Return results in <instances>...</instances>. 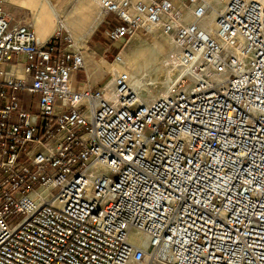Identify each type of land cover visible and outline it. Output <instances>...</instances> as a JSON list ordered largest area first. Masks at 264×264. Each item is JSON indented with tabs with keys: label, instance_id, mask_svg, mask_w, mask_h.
I'll return each instance as SVG.
<instances>
[{
	"label": "built area",
	"instance_id": "obj_1",
	"mask_svg": "<svg viewBox=\"0 0 264 264\" xmlns=\"http://www.w3.org/2000/svg\"><path fill=\"white\" fill-rule=\"evenodd\" d=\"M97 1L110 41L159 30L191 69L150 102L126 72L76 89L83 51L0 3V264H264V0L215 32L207 0Z\"/></svg>",
	"mask_w": 264,
	"mask_h": 264
},
{
	"label": "rangeland",
	"instance_id": "obj_2",
	"mask_svg": "<svg viewBox=\"0 0 264 264\" xmlns=\"http://www.w3.org/2000/svg\"><path fill=\"white\" fill-rule=\"evenodd\" d=\"M54 1L56 2V7L67 17L68 25L75 31L81 28L75 40H70L69 44L74 42L78 47L87 48V42L95 35L96 31H98L97 33L99 34L97 39L99 44L107 46L104 53L100 54L95 62L97 69L102 70L101 72L103 73H107L108 77L104 83L110 81L113 74L117 72H126L131 76L132 80L135 78V81L133 80L134 83L137 81L136 83H138L137 87L141 99L144 102H150L167 90V87H169L168 85L171 83L172 79H174L173 77L176 76L182 67L181 63L171 56L172 44L168 37L161 31L156 30L152 33L140 31L133 34L129 37L130 39L128 38L125 41L112 42L105 34L107 28L106 23L101 20V18H98V15L101 14L98 1ZM207 1L211 5L214 4V0ZM225 2L226 0H224L220 6L222 7L225 5L227 3ZM221 7L218 8L221 10ZM90 11L92 13H90ZM210 13L209 10L208 14ZM207 23L209 28L215 26V20L211 22L207 20ZM62 29L63 32L65 28L63 27ZM68 32L71 35L72 32ZM68 32H66L67 36L69 35ZM70 37L72 38V36ZM118 51H121L123 62L115 61V56Z\"/></svg>",
	"mask_w": 264,
	"mask_h": 264
},
{
	"label": "crops",
	"instance_id": "obj_3",
	"mask_svg": "<svg viewBox=\"0 0 264 264\" xmlns=\"http://www.w3.org/2000/svg\"><path fill=\"white\" fill-rule=\"evenodd\" d=\"M0 3L12 14L13 18L18 21H31L34 25L36 34L41 43H48L55 39V43L59 49L65 51L82 50L85 56V68L75 72L72 76L73 86L76 89H82L89 82L92 86L98 87L107 80V73L101 72L96 68L95 62L97 57L104 53L106 45L99 44L98 31L87 42V48L78 47L74 42L69 44L71 39L70 35L67 36L69 31L68 27L64 25L65 30L62 32L61 21L67 18L56 7L54 0H0ZM61 26V27H60ZM83 28V26H82ZM81 30V28H79ZM78 30V31H79ZM76 31V35L78 33ZM72 36V35H71ZM70 37V38H69ZM69 38V39H68ZM61 56V54H59ZM9 74L16 76H23V72L20 69L23 64L16 65L15 58L9 63L4 65ZM0 81L1 80L0 78ZM5 88L8 92L12 91V88L6 86L0 82V88ZM20 100L21 107L24 111L35 114L38 113V95L28 91L17 92ZM4 100L0 98V104Z\"/></svg>",
	"mask_w": 264,
	"mask_h": 264
},
{
	"label": "bare ground",
	"instance_id": "obj_4",
	"mask_svg": "<svg viewBox=\"0 0 264 264\" xmlns=\"http://www.w3.org/2000/svg\"><path fill=\"white\" fill-rule=\"evenodd\" d=\"M94 1H97V0H94ZM224 2V0H214V4L213 5H211L210 4V14H208L207 15V20L208 21H213V20H215V26L214 27H212V28H209L210 29V31H212V32H215V30H216V19H217V16H218V14H219V12L220 11H222L223 9H224V7H225V5H223L222 7L220 6V5H222V3ZM226 2H228V0H226ZM225 2V3H226ZM211 3H212V1H211ZM221 7V10L219 9V8ZM223 8V9H222ZM86 10V9H85ZM88 11V10H87ZM90 13H92L91 11H90ZM86 14V13H85ZM87 16V15H86ZM98 18H101V20H102V15L100 14V15H98ZM97 18V19H98ZM100 20V19H99ZM61 26L62 27H64V25L65 26H67L68 27V29H69V31L70 32H72L71 33V35H72V37H73V39L75 40V38H76V31L75 30H73L72 29V27H70L69 25H68V22H67V19L66 18H64L61 22ZM96 23H97V21H96ZM96 23H95V25H96ZM60 26V27H61ZM69 33V32H68ZM69 35H70V33H69ZM70 35V36H71ZM72 39V38H71ZM130 39V38H129ZM129 44V43H128ZM133 53H135V52H133ZM120 55H121V52H120ZM121 58H122V56H121ZM119 62H123V59L121 60V61H119ZM190 69H191V65H187V66H182L181 68H180V70L178 71V73L176 74V76L175 77H173L174 79H172V81H171V83L168 85L169 87H167V90L165 91V92H163L162 94H160V95H164V94H166L167 93V91L169 90V88L171 87V86H173L179 79H180V77L183 75V74H185V73H187V72H189L190 71ZM117 73H119V72H117ZM116 73V74H117ZM115 74V75H116ZM135 79V78H134ZM133 79V80H134ZM132 80V78H131V76H130V86H132V88H133V90L136 92V94H137V96L138 97H140V99H141V96H140V93H139V91H138V87H137V84L138 83H134V81ZM138 80V79H137ZM112 79L110 80V83H112ZM151 100V99H150ZM141 101H143L142 99H141ZM147 102V101H146ZM142 240H146V237L145 236H141L140 237Z\"/></svg>",
	"mask_w": 264,
	"mask_h": 264
}]
</instances>
